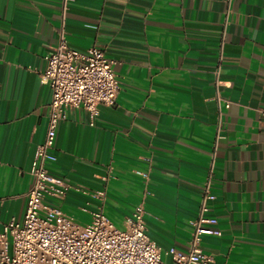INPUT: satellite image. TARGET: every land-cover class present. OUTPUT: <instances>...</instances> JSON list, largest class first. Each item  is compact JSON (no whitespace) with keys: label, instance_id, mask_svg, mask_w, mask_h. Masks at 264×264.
Wrapping results in <instances>:
<instances>
[{"label":"crops","instance_id":"0c3cea01","mask_svg":"<svg viewBox=\"0 0 264 264\" xmlns=\"http://www.w3.org/2000/svg\"><path fill=\"white\" fill-rule=\"evenodd\" d=\"M61 2L0 0V232L23 216L44 140L50 90L40 74ZM63 31L69 48L98 47L115 62L120 89L93 126L83 109L65 110L49 172L104 190L118 229L141 204L147 237L172 264L164 252H188L212 163L221 235L205 236L203 251L211 264H264V0H73ZM86 201L99 204L71 189L61 206L87 222Z\"/></svg>","mask_w":264,"mask_h":264},{"label":"built area","instance_id":"2783aa9c","mask_svg":"<svg viewBox=\"0 0 264 264\" xmlns=\"http://www.w3.org/2000/svg\"><path fill=\"white\" fill-rule=\"evenodd\" d=\"M73 0H62V25L57 44L44 55L45 67L40 82L50 90L47 125L43 142L36 146L26 191L25 210L20 220H11L0 232V264H166L160 248L146 235L144 210L137 205L125 218L122 229L104 215V190L88 192L52 175L47 164L54 162L57 127L69 107L83 109L93 126L100 106H112L120 89L114 72L115 62L103 50L91 47L86 52L69 48L64 38V13ZM217 73V72H216ZM220 103L222 98L216 96ZM224 107L230 106L224 101ZM264 115V112H263ZM212 163L203 184L197 217L186 254L169 249L172 264H211L212 256L201 246L205 236L219 237L217 218L211 210L216 196L211 189ZM109 175L101 177L108 181ZM73 189L99 201L90 210L86 201L78 209L87 222L67 213L61 206Z\"/></svg>","mask_w":264,"mask_h":264}]
</instances>
